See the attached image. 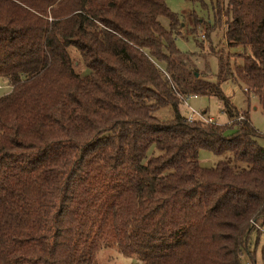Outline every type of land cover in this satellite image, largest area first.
<instances>
[{
  "label": "trees",
  "instance_id": "1",
  "mask_svg": "<svg viewBox=\"0 0 264 264\" xmlns=\"http://www.w3.org/2000/svg\"><path fill=\"white\" fill-rule=\"evenodd\" d=\"M213 1L208 38L224 23L243 51L218 54L219 81L264 105V0ZM179 27L167 0H0V264H99L108 247L143 264H256L260 134L184 63ZM192 95L216 97L229 124L190 123ZM201 150L248 167L204 168Z\"/></svg>",
  "mask_w": 264,
  "mask_h": 264
},
{
  "label": "rangeland",
  "instance_id": "2",
  "mask_svg": "<svg viewBox=\"0 0 264 264\" xmlns=\"http://www.w3.org/2000/svg\"><path fill=\"white\" fill-rule=\"evenodd\" d=\"M213 0H202L198 2H190L188 0H167V6L171 12L177 15L180 21L179 32L175 37L177 49L182 54V59L186 65L195 71L199 78L211 83H220L223 94L230 99L232 104L240 112H247L250 121L255 129L259 132V144L264 147V105L259 98L248 94L245 91L244 85L238 80L219 81L220 58L219 53L225 54H242L241 48H228L225 41L224 23L221 29H213L210 32V38L206 34V25L213 26L215 23V15L213 10ZM159 22L166 29H171V20L166 16L159 17ZM224 22V20H223ZM204 36V39L202 38ZM74 56H76L74 54ZM239 63L241 58L235 57ZM77 61V57L75 58ZM78 65V64H77ZM79 72L87 74L88 70L84 65L77 66ZM8 87L0 80V96L9 92ZM198 112L205 114L206 117H211L213 122L218 125H228L229 118L222 111V103L214 96H199L190 98L187 103ZM188 105L183 103L180 106V111L183 115L188 116ZM157 116L161 119L171 118L172 112L170 108L165 107ZM229 133H231L229 131ZM158 154L155 146H152L148 151V158ZM198 160L204 168H214L220 160L226 161L230 166L237 169H245L247 164L235 163L232 153H226L223 156H216L208 150H201ZM256 232H253L250 237L249 245L252 256L256 264L263 262L264 250V234L260 236L259 242ZM252 255V254H250ZM99 264H143L141 261L134 258L123 256L116 247L101 248L97 254ZM250 257L247 253L243 256L244 263L250 262Z\"/></svg>",
  "mask_w": 264,
  "mask_h": 264
},
{
  "label": "built area",
  "instance_id": "3",
  "mask_svg": "<svg viewBox=\"0 0 264 264\" xmlns=\"http://www.w3.org/2000/svg\"><path fill=\"white\" fill-rule=\"evenodd\" d=\"M202 38L204 39V36H202ZM190 98H197L196 95H192V96H188L184 99V103L186 105H188V100ZM189 108V114H188V121L190 123L196 122V121H203V122H208V123H213V119L211 117H206L205 114L198 112L196 109L192 108L191 106L188 105ZM244 119L243 116H240L237 118V121H242ZM252 225L254 226L255 223L254 221L251 222ZM246 264H249L248 262Z\"/></svg>",
  "mask_w": 264,
  "mask_h": 264
}]
</instances>
